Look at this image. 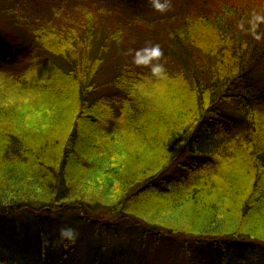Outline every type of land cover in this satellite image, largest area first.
Returning a JSON list of instances; mask_svg holds the SVG:
<instances>
[{
	"label": "trees",
	"instance_id": "obj_1",
	"mask_svg": "<svg viewBox=\"0 0 264 264\" xmlns=\"http://www.w3.org/2000/svg\"><path fill=\"white\" fill-rule=\"evenodd\" d=\"M214 1L151 20L100 0H0V264H40L11 229L20 214L176 237L186 264L264 248V41L236 27L263 13ZM144 43L160 46L166 80L133 63ZM92 237L85 264H127V248L108 259Z\"/></svg>",
	"mask_w": 264,
	"mask_h": 264
},
{
	"label": "rangeland",
	"instance_id": "obj_2",
	"mask_svg": "<svg viewBox=\"0 0 264 264\" xmlns=\"http://www.w3.org/2000/svg\"><path fill=\"white\" fill-rule=\"evenodd\" d=\"M100 1L105 4H111L125 11H135L143 18L145 17L151 20H159L166 17L167 15L172 14L174 11L176 12L185 0H172V8L165 14H160L152 9L147 3V0ZM194 1L197 2V0ZM220 1H227L231 5H238L239 3L240 6L245 8H255L258 6L259 12L264 14V0H219V2ZM214 2L217 6H219L218 0H215ZM216 13H218V9L216 10L215 14ZM75 17L84 19V17H78V13L75 15ZM7 20L11 19L6 18L5 16H0V28L5 25V22H8ZM4 44L5 43L2 42V39H0V48L4 47ZM145 45L146 43H144L143 46ZM143 46L136 47V50ZM132 49L134 48L132 47ZM0 54L4 55V52L0 51ZM12 55L17 58L21 57V54L15 51L12 52ZM130 70L133 72L136 71L133 64L130 65ZM261 90L264 92V84L261 86ZM31 98L38 101L36 97ZM225 108L228 109L225 111L229 113L235 111L230 107L225 106ZM31 113L32 107L29 105L27 108L26 120L31 117ZM27 123L28 125L31 124L28 121ZM180 162L182 164H186L185 158ZM180 175H184L182 168L180 166L172 167L171 171L165 175L164 180L166 183H169L175 177H183ZM162 186L163 188H167L168 185L163 182ZM107 195L108 193L105 195V197H107ZM115 198L116 197H113V200ZM178 214L180 216H185V213L182 212L181 214ZM178 214L174 212H168L163 218H168L165 221L166 223H169L171 221L169 218L180 219ZM163 215L160 216V219H162ZM196 215H198L197 211ZM185 217L188 218V216ZM10 219L12 220L11 229L13 230L14 225L15 230L13 231L15 235L20 241H22V243H24L18 245L26 247L31 251L29 252L28 258L31 259L32 263L39 262L40 264H44L42 257L40 256L41 251L38 246L39 240L41 238L40 235H42V238L45 240L46 253L50 264H85L86 256L89 257L92 255L94 250L93 245L95 246V243L91 241V238L94 236V231H98L100 232L101 236L105 238V242L103 243L108 245V253H102V256L108 257V259L112 255H117V251H121V249L123 251H127L124 249L127 248L130 252H126V254L123 256L124 259H120L122 262H127V264L130 263L129 254L134 261L130 264H186V262L179 257V247L181 245V241L173 239L176 237H160L159 239L154 238L152 235L144 237L141 235V231L139 229L128 226L127 224L114 226L110 223L111 225L104 224L99 227L91 226L89 224H80L76 220V217L71 213L55 214L49 218H39L31 214H20V216L9 217V222L11 221ZM111 219L116 220V218L112 217ZM62 226L73 227L78 233V238L75 241V247L73 246V250H65L63 244L67 241H62L59 238V230ZM0 243L4 245V241L0 240ZM263 249L256 253H254V250L248 247H244L243 252L236 250L231 254H223L217 250H206V253H209L211 256L210 259L216 264H264ZM192 256L197 261V264H202L200 260L203 255L199 256L197 251H194ZM192 256L187 260L189 264L194 261Z\"/></svg>",
	"mask_w": 264,
	"mask_h": 264
},
{
	"label": "clouds",
	"instance_id": "obj_3",
	"mask_svg": "<svg viewBox=\"0 0 264 264\" xmlns=\"http://www.w3.org/2000/svg\"><path fill=\"white\" fill-rule=\"evenodd\" d=\"M147 3L160 14H165L172 8V0H147ZM261 25H264V14L253 11L247 17L242 18L236 27L240 32L251 35L255 41L259 42L264 41V29H261ZM166 62L159 45L146 44L135 50L133 56V63L136 66L148 68L151 75L158 80L168 78ZM59 238L73 244L78 238V233L73 227L62 226L59 230Z\"/></svg>",
	"mask_w": 264,
	"mask_h": 264
}]
</instances>
